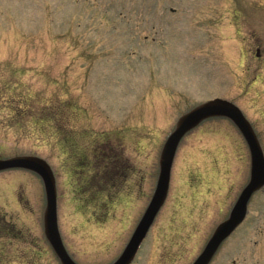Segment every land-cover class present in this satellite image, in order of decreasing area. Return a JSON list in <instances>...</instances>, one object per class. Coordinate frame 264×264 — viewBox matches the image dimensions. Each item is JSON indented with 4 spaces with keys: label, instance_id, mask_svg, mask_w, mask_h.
<instances>
[{
    "label": "rangeland",
    "instance_id": "rangeland-1",
    "mask_svg": "<svg viewBox=\"0 0 264 264\" xmlns=\"http://www.w3.org/2000/svg\"><path fill=\"white\" fill-rule=\"evenodd\" d=\"M222 97L264 152V0H0V158H44L79 264H110L153 194L180 115ZM226 117L180 139L166 197L131 264H191L249 180ZM213 264H264V188ZM30 170L0 171V264H61Z\"/></svg>",
    "mask_w": 264,
    "mask_h": 264
},
{
    "label": "water",
    "instance_id": "water-1",
    "mask_svg": "<svg viewBox=\"0 0 264 264\" xmlns=\"http://www.w3.org/2000/svg\"><path fill=\"white\" fill-rule=\"evenodd\" d=\"M212 116L230 118L242 133L251 156L250 177L235 201L228 218L216 226L203 250L191 264H207L220 242L242 221L251 194L264 185V154L252 125L241 109L228 99L214 97L197 104L178 117L174 129L167 136L160 152L159 175L152 198L124 250L111 264H129L132 261L166 197L171 165L180 139L188 130L198 125L202 120ZM13 167L26 168L40 175L44 185L46 200L43 212L44 234L61 264H78L66 250L58 229L55 177L49 163L42 157L31 154L0 158V170Z\"/></svg>",
    "mask_w": 264,
    "mask_h": 264
},
{
    "label": "flooded vegetation",
    "instance_id": "flooded-vegetation-1",
    "mask_svg": "<svg viewBox=\"0 0 264 264\" xmlns=\"http://www.w3.org/2000/svg\"><path fill=\"white\" fill-rule=\"evenodd\" d=\"M238 227H239V226H238ZM238 227L233 231V233L236 232V230L238 229ZM228 238H229V236L226 237V238L220 243V245L218 246L217 251L215 252V254L213 255V257L211 258V260L209 261L208 264H213V263H214V261H215V257H216V254L218 253L219 249L221 248V246L224 244V242H225Z\"/></svg>",
    "mask_w": 264,
    "mask_h": 264
},
{
    "label": "bare ground",
    "instance_id": "bare-ground-1",
    "mask_svg": "<svg viewBox=\"0 0 264 264\" xmlns=\"http://www.w3.org/2000/svg\"><path fill=\"white\" fill-rule=\"evenodd\" d=\"M177 150V149H176ZM152 198V197H151ZM151 200V199H150ZM150 202V201H149ZM58 229H59V227H58Z\"/></svg>",
    "mask_w": 264,
    "mask_h": 264
}]
</instances>
